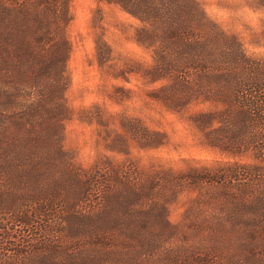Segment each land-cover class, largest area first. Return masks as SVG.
<instances>
[{"label": "trees", "instance_id": "16d2710c", "mask_svg": "<svg viewBox=\"0 0 264 264\" xmlns=\"http://www.w3.org/2000/svg\"><path fill=\"white\" fill-rule=\"evenodd\" d=\"M99 1L138 21L154 99L210 107L195 116L203 141L233 161L75 165L62 145L71 0H0V264H264V57L246 55L196 0ZM144 131L118 138L162 144Z\"/></svg>", "mask_w": 264, "mask_h": 264}, {"label": "rangeland", "instance_id": "374dc122", "mask_svg": "<svg viewBox=\"0 0 264 264\" xmlns=\"http://www.w3.org/2000/svg\"><path fill=\"white\" fill-rule=\"evenodd\" d=\"M196 1L221 31L238 39L246 55L264 57V0ZM70 14L66 28L69 81L64 93L69 112L62 145L75 165L87 170L106 158L132 161L143 171H179L233 161L203 141L195 116L208 113L210 107L194 104L171 110L154 99L160 83L151 84L142 76L152 63V52L134 39L137 20L111 1L71 0ZM135 129L140 138L145 129L159 133L162 144L147 149L143 141L128 140L122 145L118 137L133 136ZM186 199L181 195L169 206L171 224L180 221Z\"/></svg>", "mask_w": 264, "mask_h": 264}]
</instances>
